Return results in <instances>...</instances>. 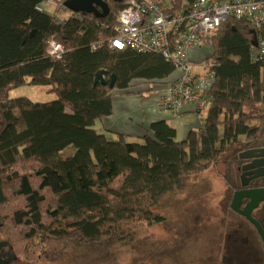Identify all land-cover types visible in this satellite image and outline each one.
I'll return each mask as SVG.
<instances>
[{
  "label": "trees",
  "instance_id": "trees-1",
  "mask_svg": "<svg viewBox=\"0 0 264 264\" xmlns=\"http://www.w3.org/2000/svg\"><path fill=\"white\" fill-rule=\"evenodd\" d=\"M46 1L0 0V264L15 255L44 264L106 260L134 239L137 225L163 223L162 199L229 151L237 181L226 184L242 190L247 161L239 154L264 144V57L253 46L264 41V27L228 20L206 38L215 79L199 130L177 140L161 120L143 137L108 140L93 127L112 115L113 93L135 80L163 82L174 70L156 54L91 50L113 36L122 0H106L105 17L48 14L39 9ZM50 40L64 48L59 59L46 53ZM100 71L106 84L94 85ZM23 86L46 87L54 98H9ZM69 146L73 156L62 159Z\"/></svg>",
  "mask_w": 264,
  "mask_h": 264
},
{
  "label": "built area",
  "instance_id": "built-area-1",
  "mask_svg": "<svg viewBox=\"0 0 264 264\" xmlns=\"http://www.w3.org/2000/svg\"><path fill=\"white\" fill-rule=\"evenodd\" d=\"M64 1L48 0L46 6L52 13H63ZM228 20L246 21L260 31L264 27V0H194L189 5L175 0H122L113 36L99 37L91 50L107 47L161 56L172 66L174 78L165 85L158 109L176 114L190 107L202 121L215 79L212 62L193 66L189 53L200 49ZM256 48L255 55L264 57V41L259 40ZM63 52L56 41L47 43L48 56L59 59Z\"/></svg>",
  "mask_w": 264,
  "mask_h": 264
},
{
  "label": "rangeland",
  "instance_id": "rangeland-1",
  "mask_svg": "<svg viewBox=\"0 0 264 264\" xmlns=\"http://www.w3.org/2000/svg\"><path fill=\"white\" fill-rule=\"evenodd\" d=\"M39 9L48 14L52 13L46 2ZM57 15L65 16L61 12ZM197 53V59L190 62L193 65H202L210 57L211 48L203 45ZM160 86L157 82L135 81L131 83L129 90L142 96L143 93ZM47 90L46 87L23 86L11 90L8 96L27 97L33 102L42 103L54 98ZM193 118L198 125H202L196 115ZM74 152V148L69 146L60 152V157H71ZM231 152H226L210 169L192 176L186 190L164 197L158 207L159 213L164 217L163 223L152 226L137 225L134 239L113 248L106 260L101 255L102 261L96 259L99 258L98 255L92 260L55 264H219L227 223L234 220L229 209L230 194L225 192L226 181L232 182V178L236 177L230 160ZM12 264L44 263L30 262L15 255Z\"/></svg>",
  "mask_w": 264,
  "mask_h": 264
},
{
  "label": "crops",
  "instance_id": "crops-1",
  "mask_svg": "<svg viewBox=\"0 0 264 264\" xmlns=\"http://www.w3.org/2000/svg\"><path fill=\"white\" fill-rule=\"evenodd\" d=\"M197 52L198 50H194L189 53L190 61L197 59ZM173 78L174 76L171 75L163 82H160V87L157 89L153 88L150 92L147 90L148 92L143 93L144 95L140 97L127 95V92H131L129 89L127 91L114 92L112 98V115L100 121H96L93 128L98 133L103 134L108 140H116L117 134L128 136L130 139L143 137L145 135V130L151 123L161 120L175 129L177 140H183L191 130H199L202 125H198L197 122L194 121L193 115L195 116V114L192 108H184L181 112L176 114L163 112L158 109V101L165 85L172 81ZM135 81H133L132 84ZM232 179L230 183H236L237 178L235 177ZM225 192L231 194V189L227 185L225 187Z\"/></svg>",
  "mask_w": 264,
  "mask_h": 264
},
{
  "label": "water",
  "instance_id": "water-1",
  "mask_svg": "<svg viewBox=\"0 0 264 264\" xmlns=\"http://www.w3.org/2000/svg\"><path fill=\"white\" fill-rule=\"evenodd\" d=\"M64 7L70 12L93 14L97 17H105L109 11L106 0H67ZM252 34L256 35L254 31ZM253 46H257L256 38ZM105 75L106 71H100L94 79V85L97 83L105 85ZM113 84L114 77L111 78L109 87L112 88ZM239 158L247 163L241 167L242 190L234 193L231 210L249 222L264 242V187H255V184L264 179V144L260 148L240 153ZM242 203L244 207L241 208ZM254 210L262 214V220H257L253 216Z\"/></svg>",
  "mask_w": 264,
  "mask_h": 264
},
{
  "label": "flooded vegetation",
  "instance_id": "flooded-vegetation-1",
  "mask_svg": "<svg viewBox=\"0 0 264 264\" xmlns=\"http://www.w3.org/2000/svg\"><path fill=\"white\" fill-rule=\"evenodd\" d=\"M241 175L238 179L240 183ZM263 181L264 179L255 184V187L263 186ZM235 192L237 191L231 192L229 196V209L234 220L227 223V233L223 238L224 243L220 251V261L218 260V262L219 264H264L263 240L249 222L231 210ZM242 207H244V203H242ZM253 216L257 220H262L263 218L258 210L253 211Z\"/></svg>",
  "mask_w": 264,
  "mask_h": 264
}]
</instances>
